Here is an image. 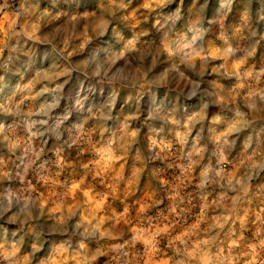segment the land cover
<instances>
[{"label": "clouds", "instance_id": "clouds-1", "mask_svg": "<svg viewBox=\"0 0 264 264\" xmlns=\"http://www.w3.org/2000/svg\"><path fill=\"white\" fill-rule=\"evenodd\" d=\"M61 3L0 0V264H264V0Z\"/></svg>", "mask_w": 264, "mask_h": 264}, {"label": "rangeland", "instance_id": "rangeland-1", "mask_svg": "<svg viewBox=\"0 0 264 264\" xmlns=\"http://www.w3.org/2000/svg\"><path fill=\"white\" fill-rule=\"evenodd\" d=\"M187 3V0H186ZM79 5L80 8L89 7L88 0H62L61 7H64L69 10H74ZM129 23L131 26H136L140 23L139 20L136 19L135 15L129 16ZM48 25L46 24L45 27ZM81 159H87V157H78L76 158V166L68 171L71 172L73 176L79 177L82 172L79 168V161ZM170 172L165 173V175L170 176ZM83 187L85 189H96V190H104L110 191L107 185H102L95 177L88 176L86 177ZM160 185L157 180L153 177L145 174L139 180L138 184H134L129 190L125 191L123 187L114 193L110 198L107 207L104 211L111 212V210H122L125 204L132 205L133 215L136 214V210L140 207V204L143 202L151 201L158 196V189ZM76 202H79L83 199V191H77L76 193ZM103 214V213H102ZM65 264H76V261L72 258H68L65 260ZM100 264H103V261H100Z\"/></svg>", "mask_w": 264, "mask_h": 264}]
</instances>
